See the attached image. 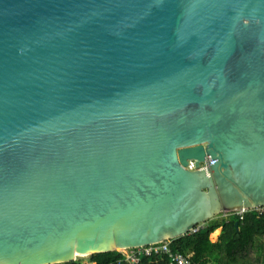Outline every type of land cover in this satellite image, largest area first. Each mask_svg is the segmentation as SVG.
<instances>
[{
	"label": "water",
	"instance_id": "1",
	"mask_svg": "<svg viewBox=\"0 0 264 264\" xmlns=\"http://www.w3.org/2000/svg\"><path fill=\"white\" fill-rule=\"evenodd\" d=\"M263 207L264 0H0V264Z\"/></svg>",
	"mask_w": 264,
	"mask_h": 264
},
{
	"label": "trees",
	"instance_id": "2",
	"mask_svg": "<svg viewBox=\"0 0 264 264\" xmlns=\"http://www.w3.org/2000/svg\"><path fill=\"white\" fill-rule=\"evenodd\" d=\"M195 232L171 240L170 247L187 255L193 264H238V257L254 246L256 238H264V210H248L242 215L211 219ZM221 228L216 242L210 234ZM264 250V244L260 246ZM90 256L96 264H126L118 250ZM81 258L63 264H78ZM164 255L142 257L139 264H168Z\"/></svg>",
	"mask_w": 264,
	"mask_h": 264
},
{
	"label": "built area",
	"instance_id": "3",
	"mask_svg": "<svg viewBox=\"0 0 264 264\" xmlns=\"http://www.w3.org/2000/svg\"><path fill=\"white\" fill-rule=\"evenodd\" d=\"M252 210V209H251ZM253 210L263 211V208H257ZM248 210H241L233 212L236 215H242ZM199 226H196L190 232H195ZM189 232V233H190ZM171 240H165L158 243H153L145 246L135 247L131 249L118 250L122 258L119 260L120 262H124L126 264H139L142 257H150L155 255H164L168 259V264H193L192 260L185 254L174 251L170 247ZM82 259V258H81ZM78 264H96L90 260H80Z\"/></svg>",
	"mask_w": 264,
	"mask_h": 264
},
{
	"label": "rangeland",
	"instance_id": "4",
	"mask_svg": "<svg viewBox=\"0 0 264 264\" xmlns=\"http://www.w3.org/2000/svg\"><path fill=\"white\" fill-rule=\"evenodd\" d=\"M234 214L233 212H224L221 213L220 215L216 216L213 219H218V218H226L227 216ZM205 223L199 224V227L204 226ZM217 234H210V240L212 242H216L220 233H221V228L216 229ZM261 244H264V238H256L255 244L253 247H251L245 254H241L238 257V264H264V250L261 248ZM90 256L88 258H82L81 260H89Z\"/></svg>",
	"mask_w": 264,
	"mask_h": 264
},
{
	"label": "bare ground",
	"instance_id": "5",
	"mask_svg": "<svg viewBox=\"0 0 264 264\" xmlns=\"http://www.w3.org/2000/svg\"><path fill=\"white\" fill-rule=\"evenodd\" d=\"M218 230H215L212 234L216 235Z\"/></svg>",
	"mask_w": 264,
	"mask_h": 264
}]
</instances>
